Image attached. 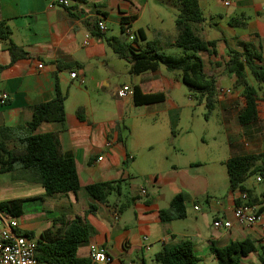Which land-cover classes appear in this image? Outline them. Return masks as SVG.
Listing matches in <instances>:
<instances>
[{"label": "crops", "instance_id": "1", "mask_svg": "<svg viewBox=\"0 0 264 264\" xmlns=\"http://www.w3.org/2000/svg\"><path fill=\"white\" fill-rule=\"evenodd\" d=\"M55 1L0 0V23L10 32L9 41L0 39V91L10 96L7 104H0V129L21 127L12 139L23 138L26 135L24 126L32 118L33 107L53 98L57 81L60 90L66 94L65 123L62 127L43 122L34 134L58 133L64 156L74 159L81 190L76 196H47L40 184L33 183L15 166L13 174L5 173L9 180H0V196L10 195L17 187L28 189L26 196L21 198L28 199L25 203L32 206L23 207V216L18 218V232H32L36 241L43 231L63 232L61 224L53 223L57 218L85 221L92 232L87 243L78 248L77 256L89 259L91 264V246L105 248L113 259L109 264H156V253L184 240L192 242L200 260L198 264H217L211 253L214 246L223 247L244 239L264 246L260 241L261 227L234 225L224 230L212 226L215 218H232L238 204V192L230 191L227 202L219 201L212 195L218 190L213 182L215 175L210 170L204 174L198 172L202 166L200 161H191L185 167L179 165V157L189 147L185 142L178 144L180 134L173 130L172 117L168 123L170 137L167 132L162 135L156 130L155 115L170 116V112L180 110L171 93L175 83L179 85V74L160 66L154 72L130 75L128 63L118 59L105 42V37L120 36L124 17L131 20L130 31L135 34L141 30L146 40L171 35L175 8L157 0H68V6ZM211 1L204 0L205 4ZM226 1L229 5L224 17L213 13H208L207 17L199 0L205 18V36L216 41V55L202 53L203 61L207 57L218 62L222 57L223 64L229 49L241 51L245 43L264 59V8L254 0H225L223 5ZM162 5L175 10L172 14L168 12V24ZM247 8L252 9V13H246ZM237 11L239 14L235 15ZM240 15L246 18L245 26L231 27L229 21ZM223 20L227 28L222 25ZM98 21L104 22V32L98 30ZM233 29H241L243 34L238 35ZM10 42L18 48L15 55L21 54L13 62L8 50ZM70 71H75L78 78L71 79ZM205 72L214 75L211 71ZM230 80L233 89V75ZM124 85L131 89L138 86L143 94L163 93L164 99L136 106L133 96L126 100L114 96L115 89ZM263 85L259 86L262 93ZM233 90L239 91L237 96L223 98L230 90L221 89L215 103L222 113L228 143L226 157L216 159L221 167H225L224 163L230 157L264 151V103L260 106L259 120L242 126L238 122L242 108L241 88ZM113 99L117 103L114 104ZM78 107L85 110L83 120L75 114ZM127 109L132 114L138 109L144 112L136 114L135 118L142 124L138 128L131 126L126 138L118 122L126 127L124 116ZM132 133L135 134L133 140L130 139ZM170 138L171 150L165 148L162 151L160 143L169 144ZM11 145L17 146V142ZM99 157L102 159L98 160ZM164 161L168 162L167 165L163 164ZM138 177L143 183L136 181ZM198 179L204 181V187L195 186ZM117 181H122L121 194L112 193L105 204L93 202L83 190L87 185ZM244 185L252 189L247 181ZM141 188L146 190L145 195L140 194ZM179 193L185 197L186 217L162 223L159 211L167 209L172 198ZM10 199L16 198L0 200ZM90 204L96 210L85 214ZM144 237L147 240L144 241ZM144 245H149V249L146 250ZM252 256L257 258L255 254L247 258Z\"/></svg>", "mask_w": 264, "mask_h": 264}, {"label": "trees", "instance_id": "2", "mask_svg": "<svg viewBox=\"0 0 264 264\" xmlns=\"http://www.w3.org/2000/svg\"><path fill=\"white\" fill-rule=\"evenodd\" d=\"M171 5L176 10L174 30L171 35H163L161 39L146 40L143 32L137 30L130 42L125 34L130 30V19L122 18V30L119 37H105V42L111 47L118 59L128 63L129 74L139 75L144 72H154L160 66L171 73H178L181 81L188 88L190 95L197 103L204 102L206 116L215 108L219 93L214 75L205 72L202 53L216 55V41L208 40L204 33L205 21L199 0H157ZM245 16L240 15L229 21L231 27H244ZM9 29L0 23V39L9 41ZM140 43V44H139ZM133 44L138 47L135 48ZM18 48L10 42L9 53L12 62ZM166 49H180L181 55L165 53ZM227 73L234 76L233 89L241 88L239 94L242 108L238 113V122L242 126L250 125L259 120L260 106L264 103V93L247 78V71L260 86L264 84V59L250 44H243L242 50L229 49L227 59L223 62ZM133 101L136 106L163 101L164 94H143L138 86L133 88ZM66 94L56 81L53 98L38 104L32 109V118L24 126L26 135L16 140L12 136L21 129H0V173H14L15 166L20 172L27 174L33 183L40 184L47 196H76L81 190L76 166L73 158L64 156L57 132L34 134L43 122L56 123L63 127L66 119ZM78 119L85 118V110L78 107L75 111ZM173 134V132H172ZM17 142L16 145H11ZM226 172L231 192L246 193L248 205L256 206L260 213L264 212V191L258 197L252 196V191L245 187L248 178L255 176L264 179V151L230 157L225 161ZM121 182H103L87 185L83 188L89 198L96 203L105 204L109 195L121 194ZM28 199L16 198L0 200V211L14 218L23 216V204ZM240 204L239 201H237ZM93 204L88 206L85 214L95 212ZM186 217V201L183 194L175 195L167 209L159 211L162 223L180 220ZM54 224L63 226L62 233L43 231L36 239L38 259L47 264H91L89 259L77 256L78 248L87 243L92 232L87 223L80 219L60 217ZM24 236L34 239V233L25 232ZM211 253L217 264H242L243 259L251 254L257 256L259 264H264V246L256 245L251 239L233 241L223 247H212ZM156 264H198L200 261L194 252L190 240H184L174 245L165 246L154 255Z\"/></svg>", "mask_w": 264, "mask_h": 264}, {"label": "rangeland", "instance_id": "3", "mask_svg": "<svg viewBox=\"0 0 264 264\" xmlns=\"http://www.w3.org/2000/svg\"><path fill=\"white\" fill-rule=\"evenodd\" d=\"M223 1L225 0H212L210 4H205L204 0H201V4L204 8L206 16L208 17V13H213L223 15L224 17L227 10L226 6L223 5ZM254 2L260 3L262 9L264 8V0H254ZM162 6L165 22L166 24H168V12H171L172 14V12H175V10L165 5ZM245 11L248 14L252 13V9L249 8L245 9ZM236 14H239V12L237 11L235 15ZM222 25L227 28V24L224 20L222 22ZM233 30L238 35L243 34V30L241 29ZM165 53L175 56H180L182 54L180 49H166ZM204 61L205 70L207 72H213L216 79L218 80L217 86L219 88V91L226 88L230 90L229 93L223 96V98H232L233 96H237L239 91L236 92L232 89L230 80L231 74L227 73V71L225 70L224 65L222 64V57H220V60L218 62H213L207 57L204 58ZM247 78L250 83H252L256 87H259V85L251 77L249 71H247ZM261 90L264 91V85L261 87ZM171 93L173 98L179 104L180 110L170 112V116L163 113L155 115L156 130H158V132H162V135L167 132L170 137V131L168 130L169 117H172L174 119L175 126L173 130L175 131V134H180L178 144H184L185 142L189 147L186 153L182 157H179V165L185 167V165H187L191 161H200L202 166L197 169L198 172L204 174L205 171L210 170L211 173L215 175L213 182L215 184V188H217L218 191H216L215 194H212L213 197H215V199L219 201L227 202L230 188L226 169L225 167H221V164H219V162H216V159H224V157H226L228 153L226 128L224 126L222 113L219 107L215 106L214 110L208 116H206V108L204 102L200 104L197 103L196 98L190 95L188 88L182 83L180 79L179 85L175 83V86H173ZM232 100L233 99H231L230 101ZM113 102L115 104V102L117 103V100L113 99ZM142 112H144L143 109H138L134 114H132L128 109L126 110L124 116V124L126 127H123L122 123L118 122L119 129L124 137H129L130 134L128 129H130L131 126L134 128H138L139 124H142V121L135 118L136 114ZM172 113H174L175 116H173ZM142 128L143 127H140V130H142ZM130 139H135V134L132 133ZM155 141H158V139L155 138ZM168 143L169 144H167L166 142L160 143L159 148L162 151L165 148H170L169 150H171V138L169 139ZM197 148H199L200 151H197ZM167 163L166 161L163 162L164 165H167ZM0 180H9V175H0ZM136 181L143 183V179L140 177H138ZM247 184L252 187L251 191L253 197H255V195L258 197V195L262 191H264V179H262L261 182H256L255 176H252L248 178ZM197 185L198 187L202 188L205 186V183L202 179H198L195 186ZM27 190L28 189H25L24 187H17V189L14 190V192L10 193V195L0 196V199L25 197ZM128 192L130 191L128 190ZM125 194L127 195V189L125 191ZM200 202L205 205L202 199H200ZM31 206L32 205L30 203H24L23 207L30 208ZM209 221L211 222V219ZM256 245H258V242H256ZM205 262H207V260H205ZM243 263L259 264L257 258L254 256L244 259Z\"/></svg>", "mask_w": 264, "mask_h": 264}, {"label": "built area", "instance_id": "4", "mask_svg": "<svg viewBox=\"0 0 264 264\" xmlns=\"http://www.w3.org/2000/svg\"><path fill=\"white\" fill-rule=\"evenodd\" d=\"M55 3L63 6H68V0H56ZM225 6L229 5V1L224 2ZM97 27L100 32L106 30L103 21L97 22ZM125 34L128 41L134 39V34L129 29H126ZM39 68L42 65L38 66ZM69 76L71 79H77L78 75L75 71H70ZM114 96L121 100H126L128 97L133 96V90L127 86H121L115 89ZM10 96L5 91H0V104L5 105L9 102ZM110 145L109 143L107 144ZM99 157L98 160H101ZM260 182V178H256ZM140 194L145 195L146 190L140 189ZM237 204L233 210L231 219L215 218L212 226L217 229L229 230L234 225L244 228L261 227L262 232L260 241L264 244V214L257 210L256 206L248 205V197L246 193L238 192ZM194 209H198L195 207ZM19 221L18 218L9 216L8 214L0 211V264H47L38 259L37 245L34 239L27 238L18 232ZM147 240L146 237L143 239ZM163 241V240H162ZM149 245H144L146 250ZM89 254L93 264H109L112 262V256L109 255L105 248L98 246H91ZM127 264H134L132 262Z\"/></svg>", "mask_w": 264, "mask_h": 264}]
</instances>
